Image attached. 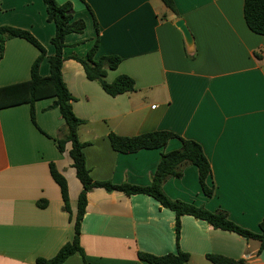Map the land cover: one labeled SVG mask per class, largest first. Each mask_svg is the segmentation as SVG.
Wrapping results in <instances>:
<instances>
[{
  "label": "crops",
  "instance_id": "0c3cea01",
  "mask_svg": "<svg viewBox=\"0 0 264 264\" xmlns=\"http://www.w3.org/2000/svg\"><path fill=\"white\" fill-rule=\"evenodd\" d=\"M71 3L83 34L66 37L62 77L83 121L80 142L95 182L149 186L163 153L179 150L171 139L163 149L122 154L109 135L134 137L169 131L199 143L212 170L207 196L196 166L168 178L163 189L174 201L223 212L237 226L259 232L264 219V36L252 32L244 17L245 0H173L176 12L161 0H56ZM98 23V29L95 25ZM183 20L192 44L177 26ZM27 30L45 47L40 74L50 75L55 54L54 23L43 0H0V27ZM95 60L118 56L105 81L134 80L132 92L112 97L100 82L87 79L80 63L95 42ZM1 45V44H0ZM39 50L21 38L0 47V89L24 83ZM55 99L0 109V264H36L52 259L75 235L74 219L83 186L70 157L57 146L68 128ZM35 111V125L31 118ZM65 177L70 214L64 210L50 165ZM80 241L91 264H150L138 253L177 254L176 214L146 195L89 191ZM180 250L186 264H212L218 255L243 264H264L260 242L213 228L193 216L181 217ZM64 264H85L79 254Z\"/></svg>",
  "mask_w": 264,
  "mask_h": 264
},
{
  "label": "trees",
  "instance_id": "16d2710c",
  "mask_svg": "<svg viewBox=\"0 0 264 264\" xmlns=\"http://www.w3.org/2000/svg\"><path fill=\"white\" fill-rule=\"evenodd\" d=\"M164 5L173 12H176L173 0H161ZM46 6L47 20L54 23L56 34L52 39L55 48L54 56L48 59L50 64V75L43 77L40 74V66L46 57L45 47L27 30L13 27H0V47L3 52L4 43L7 39L21 38L36 47L40 54L32 65L31 78L29 81L0 89V109L10 108L22 104H30L32 108L35 103L53 98L51 107L58 108L68 128V135L59 139L57 146L60 152H65L66 145L71 143L69 152L73 160V167L77 178L83 186L77 205V214L74 219L75 235L71 242L65 244L52 259L38 258L36 264H64L71 256L79 254L85 264H91L86 259L85 251L80 241L81 223L87 207V196L90 190L95 188L106 191H119L128 196L146 195L157 200L163 207L170 209L176 214V242L177 254H169L161 257L138 253V258L150 264H186L189 261V254L180 250L179 240L181 234V217L184 215L193 216L196 219L206 221L215 229L236 233L246 239H253L260 242V252L264 249V219L259 224V232L253 233L243 229L231 222L223 212H210L203 207L193 204L174 201L164 192L163 185L168 178L182 177V168L187 164L197 167L199 181L203 192L211 197L213 190L208 187L207 180L212 170L202 146L193 140L184 139L169 131H154L134 137H121L114 133L109 135L110 143L114 151L122 154H134L141 150L163 149L171 139H179L182 146L179 150L163 153L160 163L153 175L152 183L149 186L115 185L110 182H95L90 177L86 167L84 147L86 144L80 142L78 131L83 121L79 119L72 107L73 97L70 94L62 77L64 60V49L66 48V37L70 34H83L86 24L83 20H74L73 7L71 3L58 4L56 0H43ZM244 17L249 29L261 36H264V0H245ZM98 29V23L95 20ZM99 47L97 40L90 50L86 59L72 56L83 67L86 77L90 81L100 82L103 90L112 97L132 92L135 89L134 80L126 75L118 76L112 83H107L105 77L108 70H116L121 58L118 56H103L98 60L94 59ZM35 125V111L31 113ZM51 175L59 186L64 210L70 214L69 189L65 177L56 169L54 164L50 165ZM207 259L212 264H243L242 261H235L218 255H208Z\"/></svg>",
  "mask_w": 264,
  "mask_h": 264
},
{
  "label": "water",
  "instance_id": "95a60500",
  "mask_svg": "<svg viewBox=\"0 0 264 264\" xmlns=\"http://www.w3.org/2000/svg\"><path fill=\"white\" fill-rule=\"evenodd\" d=\"M177 26L181 29L183 32L186 42L188 44H192V35L190 34L188 28L186 27L185 23L183 20L178 21Z\"/></svg>",
  "mask_w": 264,
  "mask_h": 264
}]
</instances>
